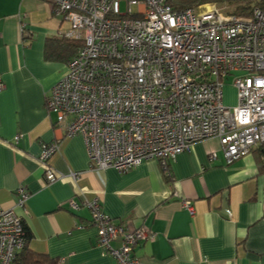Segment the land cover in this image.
Returning a JSON list of instances; mask_svg holds the SVG:
<instances>
[{
	"label": "built area",
	"instance_id": "2783aa9c",
	"mask_svg": "<svg viewBox=\"0 0 264 264\" xmlns=\"http://www.w3.org/2000/svg\"><path fill=\"white\" fill-rule=\"evenodd\" d=\"M39 1L67 21L63 37L81 42L46 106L66 137L82 136L92 168L127 172L156 159L166 169L208 138L218 139L226 163L264 145V6L238 16L212 4L175 9L167 0ZM232 73L237 103L228 107L222 88ZM58 149L57 142H41L47 182L62 178L50 165ZM17 193L24 208L28 193ZM69 204L78 208L73 199ZM86 205L97 246L116 264H138L134 248L151 238L147 228L115 224L97 199ZM183 206L195 213L192 202ZM24 237L23 219L0 209V264L13 263Z\"/></svg>",
	"mask_w": 264,
	"mask_h": 264
},
{
	"label": "crops",
	"instance_id": "0c3cea01",
	"mask_svg": "<svg viewBox=\"0 0 264 264\" xmlns=\"http://www.w3.org/2000/svg\"><path fill=\"white\" fill-rule=\"evenodd\" d=\"M68 27L47 2L0 0V209L23 219L27 248L52 264H116L90 224L86 203L97 199L115 224L152 235L134 248L138 264H264V145L226 163L218 139L208 138L166 169L156 159L127 172L92 168L82 136L66 137L46 106L76 54L61 35ZM48 39H56L54 57ZM41 142L59 146L50 165L62 178L53 182L38 162ZM19 188L28 193L24 208Z\"/></svg>",
	"mask_w": 264,
	"mask_h": 264
},
{
	"label": "trees",
	"instance_id": "16d2710c",
	"mask_svg": "<svg viewBox=\"0 0 264 264\" xmlns=\"http://www.w3.org/2000/svg\"><path fill=\"white\" fill-rule=\"evenodd\" d=\"M208 2L217 4L218 7L226 14H234L238 16H249L252 13L253 8L264 6V0H167V3L175 9L197 6V5H201L203 3H208ZM63 39L67 40L66 45L68 46V48L72 49L73 51L77 53L79 47L81 46V42L69 40L65 37ZM55 40L56 39H48L46 43L48 56L54 57V53L52 51L56 44ZM28 239H29V232L25 228V237H24L23 247L16 254L13 263H16V264H52L53 262L47 256L42 255V254H37L27 248Z\"/></svg>",
	"mask_w": 264,
	"mask_h": 264
},
{
	"label": "rangeland",
	"instance_id": "374dc122",
	"mask_svg": "<svg viewBox=\"0 0 264 264\" xmlns=\"http://www.w3.org/2000/svg\"><path fill=\"white\" fill-rule=\"evenodd\" d=\"M203 4H212L213 6H216L219 10H221L218 7L217 4H214L212 2L203 3ZM194 7H197V6H194ZM120 11L121 12H125V3L124 2H121L120 3ZM238 74H240V72L239 73H236L235 75H238ZM233 77H234V74L232 73L227 78H225L224 85H223V88H222V91H223V102H224V105L225 106H228V107H233L237 103V99H236V89H235V87L232 84Z\"/></svg>",
	"mask_w": 264,
	"mask_h": 264
}]
</instances>
